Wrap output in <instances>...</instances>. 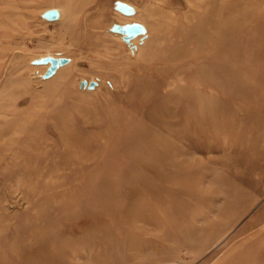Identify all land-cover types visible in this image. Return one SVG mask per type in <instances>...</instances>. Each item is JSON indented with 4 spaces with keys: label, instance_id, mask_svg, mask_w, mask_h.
I'll return each mask as SVG.
<instances>
[{
    "label": "rangeland",
    "instance_id": "obj_1",
    "mask_svg": "<svg viewBox=\"0 0 264 264\" xmlns=\"http://www.w3.org/2000/svg\"><path fill=\"white\" fill-rule=\"evenodd\" d=\"M45 57L67 63L45 78ZM230 189L234 209L169 260L191 224L174 214ZM259 233L264 0H0V264H70L85 236L141 264H220Z\"/></svg>",
    "mask_w": 264,
    "mask_h": 264
},
{
    "label": "bare ground",
    "instance_id": "obj_2",
    "mask_svg": "<svg viewBox=\"0 0 264 264\" xmlns=\"http://www.w3.org/2000/svg\"><path fill=\"white\" fill-rule=\"evenodd\" d=\"M229 96L232 98V94H230ZM226 192L227 193L225 194V197H227L228 199H227V201H225L226 202L225 204H227V205H224L223 208H218V209L217 208H209V211L205 212V210L202 209L201 207H200V209H202V210L197 209L195 207L194 210L188 214L181 213V212L174 214V217H177L175 219H178L180 222V227H181V224L184 225L189 221L191 224H190V227H187V228L182 227L183 229L179 228L178 230H169V237L175 238L172 251L170 249L171 252L169 253V260L174 259L172 257L174 256L175 251H177V253H178L179 249L189 251V250L196 249L200 245L203 236L208 232L209 229L214 228V225L216 224V223L213 224L212 221L210 222L207 220L208 218H205L208 216L207 215L208 213L213 212L211 214H214V212H215L217 218L223 219L224 214H222L223 212L221 213L222 210H224L225 208H227L226 210H228L230 208L234 209V207H232V206H233L234 202H236L238 200L239 195H240L239 194L240 191H233L230 189L228 191L226 190ZM205 195H207V194L205 193ZM207 209H208V207H206V210ZM204 218H205V220H204ZM173 219L174 218H172V216H171L172 221H174ZM211 219H214V218H211ZM258 220H261V219H258ZM200 221L205 222V223H202ZM200 223H202V224L199 225ZM258 235L256 236L257 238H255V237L254 238L258 239L259 237H262V238L264 237V233L263 234L259 233ZM255 239L253 241H251L249 244L248 243H244V244L241 243L242 245H240V246H242V249L241 248L239 250L234 249V251L229 252L225 256V258L223 259L224 261H222L220 264H264V246L256 243ZM261 243L264 244L263 242H261ZM248 251L252 252L253 255L252 254H251V256L250 255H248V256L244 255V253H249ZM250 259H255L254 261H257V262L255 263V262L251 261Z\"/></svg>",
    "mask_w": 264,
    "mask_h": 264
},
{
    "label": "crops",
    "instance_id": "obj_3",
    "mask_svg": "<svg viewBox=\"0 0 264 264\" xmlns=\"http://www.w3.org/2000/svg\"><path fill=\"white\" fill-rule=\"evenodd\" d=\"M93 245L92 247L91 242L85 236V240H81L80 244H77L76 253H74V247L72 246L70 264H141V259H137L131 254L123 257L117 255L105 256L100 245Z\"/></svg>",
    "mask_w": 264,
    "mask_h": 264
},
{
    "label": "water",
    "instance_id": "obj_4",
    "mask_svg": "<svg viewBox=\"0 0 264 264\" xmlns=\"http://www.w3.org/2000/svg\"><path fill=\"white\" fill-rule=\"evenodd\" d=\"M118 31L123 33V34H128L130 37H123L126 41H129L130 38H132L135 34L140 33L142 31L141 26L139 25H133V26H129L126 27L125 31L122 29L121 26L117 27ZM39 62L41 63H49V68L47 69V71L44 74V77H49L56 69L59 65H63L65 63H67V59L64 58H53V57H45L44 59L40 60ZM94 85L93 82L89 83V87H92ZM83 86V84H81V87Z\"/></svg>",
    "mask_w": 264,
    "mask_h": 264
}]
</instances>
